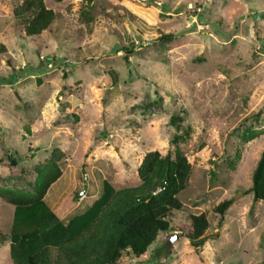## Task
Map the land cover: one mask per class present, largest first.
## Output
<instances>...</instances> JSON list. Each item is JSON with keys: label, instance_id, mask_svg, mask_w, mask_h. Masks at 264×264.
Instances as JSON below:
<instances>
[{"label": "rangeland", "instance_id": "rangeland-1", "mask_svg": "<svg viewBox=\"0 0 264 264\" xmlns=\"http://www.w3.org/2000/svg\"><path fill=\"white\" fill-rule=\"evenodd\" d=\"M22 1L0 0V188L33 193L37 169L64 153L32 221L48 235L38 234L44 264H100L120 207L160 176L141 182L145 155L172 153L187 127L180 210L144 256L123 251L117 264H264V202L250 193L264 149V0H43L58 19L34 38L14 16ZM173 115L184 117L178 131ZM92 212L74 241L49 237ZM200 214L210 227L193 250L182 228ZM14 218L0 199V264L23 256Z\"/></svg>", "mask_w": 264, "mask_h": 264}, {"label": "trees", "instance_id": "trees-1", "mask_svg": "<svg viewBox=\"0 0 264 264\" xmlns=\"http://www.w3.org/2000/svg\"><path fill=\"white\" fill-rule=\"evenodd\" d=\"M92 1L87 0L88 4ZM14 16L24 38L39 37L44 31L51 29L58 19V15L48 9L43 0H23L21 5L16 8ZM261 16L260 18H264V15ZM171 38V35L164 37V39ZM262 49L264 50V46ZM122 50L125 52V60H127L131 50L127 47H122ZM20 72L24 74L25 71L21 70ZM183 115L186 116L187 114L184 112ZM183 118L179 115H173L170 118V124L175 126L178 131L180 129L178 124ZM190 134V127L183 129L180 134H176L172 139L175 144L173 152L168 153L163 158L158 152H150L145 155L138 168V177L141 182L143 184L148 183L151 177L157 173L160 176L153 186H147L144 193L133 195L120 207L115 222L117 233L106 242V250L101 254L102 262L100 264H117L123 251H130L136 258L142 257L155 242L159 233L169 231L170 216L173 211L181 208L178 196L185 190L191 171V166L178 144L185 143ZM255 137L256 134L254 133L243 137V139L245 142H249ZM63 157L64 153L56 149L52 152L50 159L37 169L33 193L0 188V199L15 209L13 223L14 226L17 224L18 229L11 231L10 238L19 244L23 256L18 258L13 252L14 264H44L43 257L36 254L38 246H41L38 234L43 233L44 241H48V235L44 234L43 229L39 232L32 227V221L40 210H42L43 215L45 214L43 212H46L43 208V199L50 186L61 176L59 163ZM12 164L15 165V162L12 161ZM158 187L161 191L155 194ZM250 193L253 195L254 202H264V149L252 174ZM104 194L103 201L98 205L108 201L109 193L106 191ZM231 204V200L222 201L214 207L215 214L224 216ZM97 210L98 206L94 212ZM94 212L74 220L64 232L59 229H52L50 231L52 234H49V237L51 236L57 241H74L93 221L96 216ZM47 217V223L54 222V217ZM209 227V222L204 214L188 217V224L183 226L182 231L189 240L191 249L197 250L203 246L207 239L205 233ZM73 244L75 245L73 247L77 246V248L82 246L78 242ZM64 248L70 253L69 256L75 255L70 246H64Z\"/></svg>", "mask_w": 264, "mask_h": 264}, {"label": "water", "instance_id": "water-1", "mask_svg": "<svg viewBox=\"0 0 264 264\" xmlns=\"http://www.w3.org/2000/svg\"><path fill=\"white\" fill-rule=\"evenodd\" d=\"M84 181H85V176H84ZM176 239H177V237L171 238V242L174 243Z\"/></svg>", "mask_w": 264, "mask_h": 264}]
</instances>
